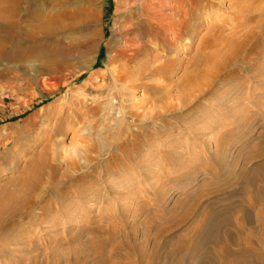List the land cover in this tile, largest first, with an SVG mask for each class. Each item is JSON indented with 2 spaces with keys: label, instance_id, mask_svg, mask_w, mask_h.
<instances>
[{
  "label": "rangeland",
  "instance_id": "1",
  "mask_svg": "<svg viewBox=\"0 0 264 264\" xmlns=\"http://www.w3.org/2000/svg\"><path fill=\"white\" fill-rule=\"evenodd\" d=\"M140 3L148 7L151 5L148 11L149 15L146 18L142 15ZM94 4L92 10L96 12L94 13V20L97 22L93 20L94 22L80 25V30H78L76 34L82 35L87 32H94L99 35L100 37H96V42L98 44L97 52H90L84 59L85 63L83 60L77 65L72 62L76 65L74 67L76 70H73L74 73L71 72L72 74L67 77L68 85L61 87L58 90L60 93L57 91L42 101H40V92H34L37 93L36 95L39 97L32 95H30V97L26 96L27 93L35 87L32 81L35 79L34 76L36 71L42 68L40 59L38 60L36 58L35 60L33 58L22 57L23 60L20 62H17V60L15 61V58H13L12 60H3L0 63V155L4 157V160L0 159V186L6 184L7 181L9 182L12 179L15 180V178H17L16 176L20 175L23 171V166H25L24 162L26 163L31 156L38 154L40 150L46 149L50 152L49 156H54V161L61 160L63 164L66 165L65 167L68 168L67 170L69 172L68 175L74 177L81 174H91L92 178L87 179L82 184L84 186L89 185L88 187L91 188V191L95 190L99 192L100 198H98L96 202L88 204L91 207L98 206L96 208L98 211L91 215L84 214L82 210L76 212L72 206L74 204L76 207L79 201L77 199H72L74 196L73 194L70 196V199H68L70 204L66 205L68 207L66 216L51 213V216L49 215L46 219L40 216V212L35 209L34 213L31 212L30 214L32 218L30 216V218L25 217L15 220L14 227L20 226L24 228V233L21 236L17 237L18 230L14 232L15 239L12 238L14 240L8 236L4 237L3 247L5 250H3L4 252H0V264H15L14 262L21 264L23 260L25 264H30V260H34L37 264H75L76 261L79 264H93L98 261V258L95 261V257L83 261L80 255L75 260L70 250L74 246L80 248L86 245L88 241L97 242L99 239L105 242L109 241L107 246V248L110 246L109 251L115 248L114 250L117 249L116 257L120 256L122 260H127V257L133 258L131 255L134 254H130L131 251L129 248L132 242L134 243L135 240H141V231L145 228L143 226L140 227V224L142 223V225H144L146 220L150 222L148 223V228L143 233H146L149 237L147 245V249L149 250L153 242H155L154 240H156L155 236L157 233L155 236L154 233L159 226H162L161 224H165L164 217H162L163 214L172 211L173 205L178 200L195 192L200 185L203 183H213L216 178L210 173L207 172V175L202 173V171L197 173L195 180L191 184H187L188 182H186V179L175 182L176 178H172L174 180L159 184V190H162L163 187L168 188L166 194L162 195L163 200H161V202L155 203V199H152L155 194H149L144 198V202L147 204L149 211L143 209L145 208L143 207L138 211L137 217L131 212L124 216L123 212L117 213L114 211V208L128 204L126 198H116L115 195L108 191H110L111 188L115 191H121L128 182L134 183V180L137 181L140 173L137 168L133 167V169H130L131 171H129V173L122 174L119 168L124 165L120 162L116 164L119 173H115L113 168H109L108 170L104 166L111 154L118 153V149L121 146L119 143H137L134 137L139 135L138 140L145 139L144 143L146 144L143 143V146L139 144V153L137 152V155L129 159L132 163L126 162V164L132 165L135 160L139 159L148 165V170L151 169L156 172L157 167L154 165L157 166L158 164L162 166V171H166L169 174L174 173V175L175 172L178 171L176 168L178 164L170 166L167 162L165 163L164 159L166 154L170 152L169 150L172 151L170 152L172 154H174L173 150L176 149L178 152L181 150H192V153L193 151L194 153L191 156L186 155L185 158L187 159L189 157L188 161H195L197 157L198 159H204V150L207 154L215 155L217 152L216 145H220V150H226L225 155L229 163L236 160V158L238 159V167L236 168L238 172L244 159L242 155H239V150H246L247 146L254 140L259 132L264 131V126L261 127L262 124L264 125V118H257L254 120L250 126L252 132L246 137L242 136L243 133H237L240 132L237 130L238 128H236L232 134L228 133L229 128L225 125L224 127L227 132L224 134V137L220 138V142L217 144V131H210L208 129L207 131L201 130V128L212 126L218 119L224 123L225 121H231L230 117L223 115L222 118L219 112H216V109H221L222 105L226 104L230 106L232 102H240L241 104L248 105L246 97L244 98L245 100H243V98H241L242 100L236 99L237 96H234L235 98L229 97L228 93L230 90H234L235 93V90L237 91V89L240 90V88H245L248 92L253 91L258 97H261L264 92V0H95ZM117 5L119 9L116 14H119V16L114 17L113 14ZM156 14L160 20L155 17ZM124 16H126L128 20H123V18H121ZM153 17L155 18L153 19ZM63 22L67 24L68 21L64 20ZM164 24L166 26H164ZM137 26H141L142 28V33L138 36L133 34V30L136 29ZM110 27H113L118 36L123 35L122 29L129 30V32L128 30L126 31V33L128 32L127 37L132 39V42L128 44L129 49L131 52L135 50L139 57L136 55L137 58H135L136 56L134 57L133 55V57L127 61L128 63L123 60L112 64H106L107 62H104L107 53L110 55L113 54V51L109 50L106 46L111 33ZM154 29L158 32L160 31L158 37L154 36ZM252 30H254V35ZM245 35L247 37L251 35V39L254 38V36L255 38L251 40L252 43H250L251 45H249L248 48L247 45L249 43H246L247 45L244 46L242 51L248 53L249 48L256 44L252 47L253 53H246V55H248L245 57L247 59L246 61H243L242 57L236 56L237 59H235V61L233 59L232 62H230L222 76L213 80L212 75L215 66L222 62L226 54L234 50V44L244 39L246 37ZM235 40L237 43H235ZM66 44L67 43L63 41L59 44L61 47L58 52L59 57L68 54L74 55L75 51L69 53L66 50H62L66 49L64 47ZM140 49L143 50V53H141ZM220 50L226 51L222 53ZM34 53L41 58L44 57L41 50H36ZM215 53L219 54L217 55ZM207 56L210 58L209 61L200 63V66L198 65L197 67L200 76L198 80L200 82L196 80L194 83L191 82L189 83L190 85L187 86L185 81L188 77V71L191 70L188 66L191 64L192 59L195 60L199 57L207 58ZM132 59L134 60L132 61ZM94 60L96 62L92 65L91 69H88L86 65ZM248 62L250 64H248ZM31 65L32 68H29L28 66ZM106 65L108 66L107 69L111 71H116L117 69H121L123 72L125 71L124 78L115 83L112 80L113 78H108L103 81V77H96L97 74L95 75V72L102 73L103 75L107 74ZM166 65L172 66L170 67L172 72H169L166 77L164 75L161 76V74H159L160 76L155 75V71L165 69L164 66ZM187 69L189 70L187 71ZM151 74L154 75L152 76ZM91 75L94 77V83L104 87L103 90L100 89L98 93L90 92V84L85 82ZM43 77L45 76L40 78L42 91L50 90L55 82L50 81L47 82L46 85H43ZM83 83L87 84H84V87H80L83 86ZM12 86H14L13 89H20L22 95L16 96V98H5L8 92L12 90ZM144 86L147 88L151 86V90H146ZM250 87H253V89L251 90ZM143 88H145V90ZM26 89L27 93L24 92ZM226 91H228L226 94L228 99L225 101L221 100V94L225 95ZM69 94L73 97L77 95L76 98L79 97L78 99L86 104L85 108L77 107L79 110L78 113L82 115V119L80 122L76 123V127L73 128L74 131L65 127L66 129L62 134L55 135L51 133L50 129L52 130L56 115L58 116L60 114L58 111L61 112L58 109V105L60 107L61 103H64L63 100H66ZM183 97L184 100H182ZM24 100H26L27 103L34 102L38 104L32 109H25ZM52 104H54L57 114L52 117L50 123L47 121L43 123L37 122L35 126L34 124H29L31 123V117L40 116L41 119L42 115L49 117L50 113L46 114L45 110ZM249 105L250 110L256 108L251 103H249ZM194 106L200 108L197 109L199 112L195 113L192 111V107L194 108ZM23 108L25 110H23ZM93 108L94 113L91 112ZM262 108H264V105L258 107V109ZM86 109L90 110V112L85 111ZM20 111H22V114L20 113L21 115L19 114ZM15 112H18L17 116L13 115V117H11L12 113ZM194 117L199 121L196 122ZM227 118L229 120H227ZM192 128L197 129V132L201 133V135L198 134L200 136L199 138L197 133V136L190 133ZM26 130L27 132H25ZM108 133L110 135H108ZM145 133L150 137H146ZM140 135L142 136L140 137ZM235 136H242V138L238 139L237 137L235 138ZM200 138L209 143L208 148L200 142ZM91 141L103 144L107 143L110 144V147L101 150L100 154L97 155L92 150L87 151V147H85L91 144ZM112 146L113 148L110 150ZM52 152L54 154L51 155ZM182 153L183 155L185 154L184 152ZM242 154L244 155L245 152ZM221 157L223 159L224 151ZM72 161L76 164L75 166L81 168L77 170L71 169L72 165L70 163ZM67 165H69V167ZM65 167L62 168L60 172H64ZM92 173H94V175ZM157 174L159 176V173ZM154 181L155 180L147 179V181H143V186L144 183L154 186ZM104 187L106 189H104ZM239 187L240 185L237 186V189H239ZM225 189L226 188L223 189V192L227 196L237 191L233 190V192L231 191V193H228L230 190ZM103 191L105 194L102 193ZM86 197H88L87 194ZM130 197L128 196L131 202H133L132 204L137 202L138 198L137 200L135 198L132 200ZM237 200L239 201L242 199L238 198ZM84 205L83 203L82 206L84 207ZM105 206H110L113 214L99 216L100 209ZM73 211L75 213H73ZM172 219L173 217L170 218L169 216L168 220L170 221ZM114 224L116 226H114ZM111 227L114 229H110ZM15 230L17 229L15 228ZM108 230L110 232H108ZM4 231L5 230H2L1 232L4 233ZM133 232H135V236H133ZM56 234H60V238L63 240L62 246H55ZM156 241L160 244L162 240ZM60 250H65L66 253L64 256L60 257L59 262H56ZM55 251L56 253H54ZM161 264L165 263L162 261Z\"/></svg>",
  "mask_w": 264,
  "mask_h": 264
},
{
  "label": "bare ground",
  "instance_id": "2",
  "mask_svg": "<svg viewBox=\"0 0 264 264\" xmlns=\"http://www.w3.org/2000/svg\"><path fill=\"white\" fill-rule=\"evenodd\" d=\"M94 2L95 0H0V63L3 60L5 61L12 60L13 58H15V61L17 60V62H20L23 60L22 57H27V58H33L35 60L36 58L38 60L40 59V64L42 66V68L38 67L39 69L36 71L34 76L35 79L34 81H32L34 82L35 87L32 90H30V92L28 93L26 92L27 89L24 90V92L27 93L26 95L27 97L28 96L30 97V95L38 96L36 95L37 93L34 92H38V93L40 92L39 95L40 101L47 99L55 92H57L61 87L68 85L67 77L72 74L71 72L74 73L73 70H76L74 67L78 63L80 64L81 60H83V62L85 63L84 59L86 58V56H88L90 52L91 53H93L92 51L97 52L98 44L96 42V37L98 38L99 35H97L94 32L92 33L87 32L82 35L76 34L77 31L80 30V25H84V24L86 25L87 23L95 21L94 13L96 12L95 11L93 12L92 10ZM140 4H141L142 15L145 18L148 17L149 15L148 11L151 5L148 7V6H144V4L142 3ZM118 9L119 8L117 5L115 12L113 14L114 17L119 16V14H116ZM155 17L158 18L157 14ZM155 17H153V19ZM121 18H123V20H128L126 16ZM64 20L68 21L67 24L63 22ZM164 26L166 25L164 24ZM127 30L128 29L126 30L122 29L123 35L118 36L116 31L113 29V27H110L111 33L106 46L108 47L109 50L113 51V54L110 55L107 53L104 59L105 60L104 62H107L106 64L109 63L112 64L122 60L127 62L133 57V55L134 57L136 55L138 56V53L135 52L134 50L135 48L133 49L134 51L132 52L129 49L128 44L132 42L131 41L132 39L127 37L128 35L127 33L129 32L128 30V32L126 33ZM254 30H252L253 35H254ZM140 33H142V28L141 26H137L136 29L133 30V34H136L138 36L140 35ZM154 33H155L154 36L158 37L160 31L158 32L155 30ZM251 35L250 37L249 36L247 37L245 35L246 37L242 40L238 39L240 41L239 43H237L235 40V43L237 44H234L235 46L234 50L226 54V56H224L225 54L222 55L225 58L223 60L221 59L222 62L220 64L217 63L218 65L216 66L214 64L215 69H213L214 70L212 75L213 80L218 78L219 76H222V74L226 71L227 66H229L230 62H232L233 59L235 61V59H237L238 56L240 58L242 57L243 61L247 60L245 58L246 56H248L246 55L247 52L246 53L245 51L243 52L242 49L244 48L245 45H247L246 43H249L247 45V48L249 47V45H251L250 44L252 43L251 40L255 38L254 36V38L251 39ZM61 41L67 43L64 46L66 49H62V50H66L69 53L75 51L74 55L68 54L59 57L58 52L61 49L59 45L61 44ZM255 45H252V47H254ZM252 47L249 48L250 54L253 53ZM36 50H41L43 52L44 57L41 58L39 55L34 53L36 52ZM142 51L143 50H141V53H143ZM221 51L222 50H220V52ZM249 52L247 54H249ZM137 56L135 58H137ZM209 59L210 58L208 56L207 58L199 57L198 59L196 58L195 60L192 59L191 64L188 66L189 69L191 70L187 69V71L189 70L188 77L186 78L185 81L187 86L190 85L189 83L191 82L194 83L196 80H198V77L200 78L199 70H197V67L200 63L208 62ZM133 60L134 59H132V61ZM72 62L76 63V65H74ZM95 62H96L95 60L90 61L88 65L86 64L85 65L88 67V69H91L92 65ZM248 64L250 63L248 62ZM28 67L32 68V65ZM170 67L172 66L170 65L164 66L165 69L163 70L159 69L155 71V75L158 76L159 74H161V76L164 75L166 77V75L169 74V72H172ZM107 68L108 66L106 65V69ZM124 72L121 71V69L120 70L117 69L116 71H111L107 69L106 75H103L102 73H98V72H95L94 74L95 75L97 74L96 77L98 76H101V78L103 77L102 78L103 81H105L108 78L111 79L113 78L112 80L116 83L117 81L119 82V80H122V78H124ZM151 75L153 76L154 74ZM42 76H45L43 77L44 78L42 83L43 85H46V83L50 81L55 82L50 90L42 91L41 80H40ZM0 78H1V74H0ZM93 79L94 77L93 75H91L86 79L85 82L90 84L89 86L90 92L98 93V91H100V89L103 90L104 87L100 84L94 83ZM87 83H83V86L80 87H84V84ZM151 86L150 88L145 87L146 90L149 89L150 91ZM13 87L14 86L11 87L12 90L8 92V95H6L5 98L7 97L16 98V96L22 95L20 89H15V88L13 89ZM145 88L143 89L145 90ZM250 88L251 90L253 89V87ZM227 93L228 91H226L225 95L221 94L222 95L221 100L225 101L226 99H228L226 95ZM76 96L73 97L72 95L69 94L68 98H66V100H63L64 101L63 104L60 101L61 106L59 107L58 105V109L61 112L58 111V113H60L58 116L56 115L57 114L56 108H54V104H52L48 109L46 108L45 110L46 114L50 113L49 117H46V115L45 116L42 115V119H41L40 116L33 115L34 117H31L30 119L31 123L29 124H34L35 126L37 122L43 123L47 121L48 123H50L52 117L56 115L54 119L55 123L52 127V130L50 129L51 133L55 135L56 134L60 135L67 127L74 131L73 128L76 127V123L80 122V120L82 119V115L78 113L79 110L77 109V107L79 108L86 107V104L82 100L78 99L79 97L76 98ZM228 96L232 98H235L237 96L236 99L238 98L239 100L241 98L245 100L244 98L246 97V101L248 105L241 104L240 102H235V103L232 102L231 105L229 104L230 106L225 104L222 105L221 109L220 108L216 109V112H219V115H221L222 118L223 115H226V117L228 116L231 118V121H227V122L225 121L224 123L218 119L216 122H214L212 126H209L208 128L207 127L201 128V130L207 131L208 129L210 131H217L216 133L218 134V138L216 140L217 144L220 142V138L224 137V134L227 132L224 127L225 125H227V127L229 128V129L227 128L229 130L228 133L232 134L233 131H235V129L238 128L237 130L240 132L237 133L238 134L243 133L242 136L246 137L249 133L252 132L250 126L254 122V120L257 118H264V108L258 109L259 106L264 105V92L261 97H258L253 91L248 92V90H246L245 88H240V90L239 89H237V91L235 90V93L234 90H230ZM182 100H184V97ZM24 103H25L24 105L25 109H32L36 104H38L34 102L27 103L26 100H24ZM249 103L253 104L254 107L256 108H254V110H250ZM24 108L23 110H25ZM192 109H193L192 111L197 113L199 112L197 111V109L200 108H198V106H194V108L192 107ZM22 111H20L19 114L20 113L22 114ZM85 111L90 112V110L88 109H86ZM93 111L94 108L92 109L91 112ZM17 113L18 112L12 113L11 117H13V115L17 116ZM196 117H194V120L198 122L199 120ZM227 120L229 119L227 118ZM262 126L264 125L262 124L261 127ZM195 128H192L190 130L191 131L190 133H193L195 135L197 133V135L198 134L201 135V133H198L197 132L198 130ZM25 132H27V130ZM108 135L110 134L108 133ZM199 135L198 138L200 137ZM138 136L139 135L134 137L137 143H130V142L119 143L121 146L119 145L120 147L118 149V153L111 154L104 165L108 170L109 168H113L115 170L114 171L115 173H119L116 164L120 162L124 165L123 167L119 168L122 171V174L129 173V171H131L130 169H133V167L137 168V170L140 173V176L138 175L139 178L137 181L134 180V183L128 182L127 184H125V186L121 191H115L112 188L110 189V191H108L111 192L113 195H115L116 198H121V197L126 198V201L128 202V204L122 207L114 208L115 212L117 213L123 212L124 216H126L129 212H131L135 217H137L138 211H140L141 208L145 207L143 209L149 211L147 204L144 202V198H146V196H148L149 194H155L152 199H155V203L161 202V200H163L162 195L166 194L168 188L163 187L162 190H159V184L169 180H174L172 178H176L175 182H179L181 181V179H186L187 180L186 182H188L187 184H191L195 180L197 173H200L202 171V173L207 174L208 172L212 176H214L216 178L214 181L215 183L214 182L210 184L203 183L202 185H200V187L197 188V190H195V192H192L183 199L178 200L173 205L172 211L163 214L162 217H164L165 224H161L162 226H159L156 232L154 233V236L157 233L155 239L162 241L159 244L157 243L156 240H154L155 242H153L149 250L147 249L149 237L146 235V233H143L148 228L147 226L148 223L150 222L149 220H146L144 225H142V223L140 224L141 225L140 227L143 226L145 228L143 231H141V240L139 241L135 240L134 243L132 242L133 245L131 243V247L129 246L130 247L129 249L131 251L130 254H134L131 255L133 256V258L127 257V260L126 259L122 260L120 256L116 257L117 249L114 250L115 249L114 248L109 251L110 246L107 248L109 241L105 242L102 239H99L97 242L88 241L86 245L80 248L78 246L76 247L74 246L70 250V252L74 256V259L76 260L77 257L80 255L82 256L83 261H86L87 259L93 257L96 258L94 259L95 261L98 258V261L96 262L93 261L94 262L93 264H161L162 261L165 264H191V263L264 264V131L259 132V134L254 138V140L247 146L246 150H239L238 152L239 155H242L244 159L243 162L241 163L238 172L236 171L239 162L238 159L236 158V160L229 163L225 155L226 150H220L219 148L220 145H216L217 152L215 155L207 154L206 151L204 150V159L202 158L198 159L197 157L195 158V161H191V160L188 161L189 157L187 159L185 158L186 155L191 156L194 153V151L192 153V150H181L180 152H178V150L176 149L173 150L174 154L170 153L172 151L169 150L170 152L166 154L164 159H165V163L167 162L170 166H175L176 164H178L176 167L178 171L175 172V175L174 173L169 174L166 171L165 172L162 171L161 169L162 166H159L158 164L157 166L154 165L155 167H157L156 172L155 170L154 171L151 169L148 170L147 169L148 165H146L144 161H141L139 159H137L138 161L135 160L136 163L134 162V164L132 165L126 164V162L132 163L130 162L131 160L129 159L133 158V156L139 153L140 145L143 146L145 139L138 140ZM141 136L142 135H140V137ZM242 136H235V138L237 137L238 139H241ZM146 137L149 138L150 136L149 135L147 136L146 134ZM199 140L202 144H204L206 148H208L209 145L208 142L202 140L201 138ZM109 145L110 144L107 143L103 144V143L91 141V144L86 145L85 147H87L86 148L87 151L92 150L97 155H99L101 150H104L105 148H109L110 147ZM112 148L113 146L111 147L110 150H112ZM223 151H224V157L222 159L221 155ZM182 152H184L185 154L183 155ZM243 152H245L244 155L242 154ZM49 153L50 152H48V150L42 149L39 151L38 154L31 156L28 159V161L25 160L27 162L26 163L24 162L25 166H23L24 169L20 173V175L16 176L17 178H15V180L12 179L9 182L7 181L6 184L0 186V247H1L0 252L5 250V248L3 247L4 237L8 236L11 239L14 238L15 237L14 232H17L18 230L19 231L17 237L21 236L24 233L23 231L24 228H21L20 226L14 227L15 220H19L25 217L30 218L31 212L34 213L35 209H37L38 212H40L39 213L40 216L46 219L49 217L51 213L56 215L66 216L67 213L66 211L68 210V207L66 205L70 204V202H68V199H70V196L73 194L74 196L72 199L74 200L77 199L79 201V203L77 202L78 204H76V207L72 203L73 204L72 207L75 209L76 212H78V210L80 211L82 210L84 214L91 215L94 214V212L98 211L96 210L98 206L91 207L88 204L92 202H96L97 199L100 198L99 192L95 190L91 191V188L88 187L89 185L84 186L82 184L87 179L92 178L91 174H87V175L81 174L74 177L72 175H68L69 172L67 170L68 168L65 167L66 165H64L61 160L54 161L55 160L54 156H49ZM52 154L54 153L52 152L51 155ZM0 159L4 160V157L0 155ZM73 162L74 161L70 163L72 165L71 169L77 170L81 168L75 166L76 164ZM67 166L69 167V165ZM64 167H65L64 172H60V170ZM157 173H159V176ZM92 174L94 175V173ZM147 179L155 180L154 186L147 185L146 183H144L143 186V181H147ZM238 185H240L239 189H237ZM105 187L104 189H106ZM224 188H226L225 190H230L228 191V193H231V191L233 192V190H237V191L227 196L223 192ZM102 193H104V191ZM86 194L88 195V197H86ZM128 196L129 197L131 196L130 198H132V200H134L133 198H135L136 200L138 198L137 202L132 204L133 202H131V199H129ZM238 198H241L242 200L238 201L237 200ZM83 203L85 204L84 207L82 206ZM111 209L112 208H110V206L107 207L105 206L104 208L100 209V213L98 215L99 216L111 215L113 214ZM73 213L75 212L73 211ZM169 216L170 218L173 217V219L170 221L168 220ZM114 226L116 225L114 224ZM15 228L17 230H15ZM110 229H112V227ZM2 230H5L4 233L1 232ZM108 232L110 231L108 230ZM134 234L135 232H133V236H135ZM55 238H56L55 246L56 247L62 246L63 240L60 238V234L59 235L56 234ZM77 248H79L80 250ZM70 252H69V256H70ZM54 253H56V251ZM65 253H66L65 250L64 251L60 250L59 254L57 255L58 257L56 262H59L60 257L64 256ZM29 262L30 264H37L35 263L34 260L33 261L30 260ZM14 263L18 264V262L17 263L14 262ZM21 264H25L24 260L23 263ZM75 264H79V263H77L76 261Z\"/></svg>",
  "mask_w": 264,
  "mask_h": 264
}]
</instances>
